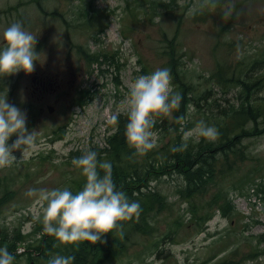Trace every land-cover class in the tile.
<instances>
[{
  "label": "rangeland",
  "instance_id": "obj_1",
  "mask_svg": "<svg viewBox=\"0 0 264 264\" xmlns=\"http://www.w3.org/2000/svg\"><path fill=\"white\" fill-rule=\"evenodd\" d=\"M163 3L168 6L163 7ZM211 3L212 0H40L39 4L0 0V47L4 46L3 30L20 22L37 36L35 47L39 53L31 74L20 71L0 77V94L8 90V102L27 113L26 127L37 133L34 148L22 160L0 169V196L7 188L14 190V197L0 208V246L3 242L27 245L38 264H47L59 254L52 251L43 257L33 249L39 245L44 230L37 197L26 193L29 189L67 187V178L77 181L83 176L75 166L66 164L72 160L71 151L108 146L106 137L113 132L110 118L127 113L129 86L138 76L164 67L168 39L180 46L183 66L190 72L187 77L194 74L203 82L217 71L218 61L234 66L242 59L244 66L264 54V0H234V10L227 19L223 16L226 0H219L216 7ZM94 6L101 10L93 11ZM92 13L99 18L87 27L82 22ZM101 24L104 30H98ZM79 44L91 52L114 55L119 66L114 60L90 66L78 51ZM36 73L48 75L57 88L36 89L32 80ZM213 87L216 97L219 87ZM80 91L88 94L83 104L78 103ZM154 133L157 147L167 144L168 137ZM198 138L193 135L191 139ZM15 139L13 135L9 143ZM244 143L253 158L239 162L240 169L234 174L231 172L235 169L218 174L217 183L208 185L205 197L208 199L220 188L230 190L237 212L223 216L215 205V214L198 231L190 220L189 202L177 192V187L183 185L182 176L176 173L153 179L150 188L162 191L170 202L165 212L156 216L160 229L153 235L139 236L125 255L104 264H203L206 259H210L206 264H214L231 255L236 260L243 257L245 264H264V253L249 256L256 246L264 249V239L260 240L264 234V133ZM13 154L19 160L22 151ZM240 177H247V181L238 183ZM176 219L179 223H175ZM40 227L42 230H38ZM168 230H176L177 234H165ZM19 233L27 235L24 240L18 239ZM16 254L14 264H28L29 252L16 250Z\"/></svg>",
  "mask_w": 264,
  "mask_h": 264
},
{
  "label": "trees",
  "instance_id": "obj_2",
  "mask_svg": "<svg viewBox=\"0 0 264 264\" xmlns=\"http://www.w3.org/2000/svg\"><path fill=\"white\" fill-rule=\"evenodd\" d=\"M36 1L40 4V0ZM161 6V2H156ZM167 3H163V7H167ZM18 9V6H12ZM93 7V11H96ZM88 14V12L86 13ZM97 20V15L92 13L83 22L91 26ZM228 24V23H227ZM226 24V25H227ZM224 25V26H226ZM105 28H100L104 30ZM164 53L167 60L164 67L171 71L175 91L181 93L183 100L186 102L182 108L173 110L172 114L166 116L164 120L155 119L153 131L161 133V138H169L167 144L161 147H155L149 150L144 155H139L137 158L132 156L134 148L127 146L125 143V126L127 124L126 113L118 116L117 130L106 137L107 147H100L99 145L91 147L89 150L98 153V159L106 160L112 164L111 176L118 189L123 190L130 201H136L140 204L141 213L138 217L119 222L123 227V236L121 237L117 230L101 237L103 243L96 244L89 243L88 248H82L78 244H64L67 245L65 249H59L56 245L45 251H41L43 240L51 239L53 236L44 232L41 234L39 250L41 256L46 257L49 251H58L62 254L74 255L75 260L73 264H104L107 260L113 258L117 259L125 255L132 243H134L139 236L153 235L160 229L156 216L164 213L170 206L167 201V196L158 189L150 188V181L153 179H161L165 175H171L166 172L163 167L166 162H172L177 169V173L182 176L183 185L177 187V192L182 199H187L190 204L191 217L190 220L198 227V231L203 229V223L213 217L215 211L212 208L217 205L220 213L223 216H228L237 212L230 190L223 191L221 188L214 192L208 199H205L208 193V185L217 183V175L230 172L234 174L237 169H240L239 162L253 158L250 154L248 145L244 143L246 139L259 136L264 133V119L260 120L255 117V113L264 107V100L246 99L248 102L246 106H223L219 109L221 112L218 116V121H206L203 118L204 111H210L214 106V87L213 84L218 85L219 92L226 89L225 81L230 78L241 79L245 75L258 69L260 65H264V54L254 57L245 65L240 62L232 66L224 60L218 61V69L216 72H211L204 82L192 76L184 68L182 59V50L177 46L174 39H168ZM78 51L84 59L91 66L94 63L113 62L114 55L109 53H95L88 48L85 49L81 45H77ZM181 53V54H180ZM183 55V54H182ZM103 60H100V57ZM116 63V62H113ZM119 66V63H116ZM147 69V66H144ZM148 70V69H147ZM252 92L260 95L261 91L258 88L250 87ZM86 92H81L78 103H85V98L88 97ZM198 115V118L195 117ZM184 116L185 130H190L199 120H204L210 125H214L218 131L219 136L215 141H208L199 137L198 139H190L187 147L181 150L182 134L180 132L181 125L176 121L179 117ZM158 145V144H157ZM178 149L173 151V149ZM86 150H74L71 152V159L79 157ZM109 152L107 155H102L101 152ZM118 154L120 159H117L113 153ZM44 158H47L45 155ZM72 160H68L66 164L73 165ZM249 175L245 173L244 176ZM238 183L247 181V177L242 180L240 177ZM85 183L84 176H79L76 182L70 183V188L74 193L82 189ZM74 186V187H73ZM230 196V198H229ZM198 198H202L199 201ZM9 200L7 194L0 196V206ZM175 223H179L176 219ZM38 230H42L40 227ZM36 230V231H38ZM177 234L176 230H168L165 234ZM26 234L19 233V240H24ZM264 239V234L261 235L260 240ZM130 240L129 244L128 241ZM3 245L4 242H3ZM9 245V244H6ZM30 245V244H29ZM17 246L16 242L10 245L9 251H12ZM38 252H36L37 254ZM264 253V249L254 247L249 253L251 257H257ZM210 259L203 260L206 264ZM245 259L242 257L239 260L234 258V255L226 256L214 264H245ZM28 264H37L35 255L31 251L29 253Z\"/></svg>",
  "mask_w": 264,
  "mask_h": 264
},
{
  "label": "clouds",
  "instance_id": "obj_3",
  "mask_svg": "<svg viewBox=\"0 0 264 264\" xmlns=\"http://www.w3.org/2000/svg\"><path fill=\"white\" fill-rule=\"evenodd\" d=\"M218 2L212 0L211 6L216 7ZM234 7V0H226L223 5L225 19L231 17ZM2 41L4 46L0 47V77L20 71L26 74L35 71L39 59L35 47L36 35L25 30L22 23L15 22L3 30ZM182 99L181 93L173 88L171 71L167 67L140 75L130 84L125 137L129 146L135 149V154L144 155L157 147L153 131L155 117L171 115L173 110L179 109ZM185 119L181 116L176 121L181 125V150L187 147L193 135L208 141L218 138V129L204 120H199L193 130L186 131L183 126ZM26 121L27 113L8 102V90L0 94V169L11 167L34 148L37 133L29 131ZM109 123L117 125L118 115H113ZM13 135L16 139L10 144ZM16 150L22 151L19 160L13 154ZM71 162L85 178L81 190L74 193L69 187H58L29 189L26 193L37 197L44 232L55 237L61 244L103 243L101 237L113 230H117L122 237L123 227L119 222L133 217L138 219L140 204L130 201L126 193L117 188L111 176L112 164L98 159L96 151L86 150ZM37 219L40 217L37 216ZM74 260V255L56 254L47 264H73ZM14 261L15 256L8 246H0V264H14Z\"/></svg>",
  "mask_w": 264,
  "mask_h": 264
},
{
  "label": "bare ground",
  "instance_id": "obj_4",
  "mask_svg": "<svg viewBox=\"0 0 264 264\" xmlns=\"http://www.w3.org/2000/svg\"><path fill=\"white\" fill-rule=\"evenodd\" d=\"M230 24H231V21L226 26H223V30H225L227 27H229ZM166 47H168V46H166ZM35 77H42V78L44 77L49 81V78H47L49 76L45 75V74L36 73L33 76L32 80H34ZM225 84H226V86H225L226 89L218 92L219 94L216 97L214 96L215 101H214L213 109L210 111H204L203 118L206 121H218L219 120L218 116L221 113L219 111V109L222 108L223 106H230V105H235L236 107L237 106L238 107L239 106H246L248 103L246 101V99L247 100L248 99H251V100L263 99L264 100V65L263 66L260 65V67L258 69H256V70L252 71L251 73L245 75L241 79H236V78L227 79L225 81ZM251 86H253L254 88H258L260 91H262L263 94L262 95L261 94L260 95L255 94L254 92H252V89L250 88ZM185 102H186V100L185 101L183 100V102L181 103V106H183V104ZM181 106L179 108H182ZM121 114H124V113H121ZM255 117L260 119V120L264 119V107H262L259 111H257L255 113ZM165 118H166V116H163V115L155 117V119H159V120H164ZM112 126H113V132H115L117 130V125H112ZM125 143L127 146H129L126 138H125ZM111 153L113 155L114 152L111 151ZM101 154L107 155V154H109V152L103 151V152H101ZM114 155L117 159H120V156L118 154L114 153ZM132 156L134 158H137L139 155L135 154V151H133ZM163 169L172 175H175L177 173V169L173 165L172 162H166ZM32 175L35 176V171L32 172ZM101 175H103V172H101ZM72 182L73 181H70L69 178H67L65 184L67 187L72 188V185H70V183H72ZM74 182H76V181H74ZM4 193L8 195L10 200L14 197V190L13 189L7 188V189H5ZM1 207L2 206H0V208ZM42 234H44V232ZM129 242H130V240L128 241V244H129ZM39 243H40V240H39ZM79 243H80L82 248H88L90 246L88 242H79ZM16 244H17L16 248L13 249L12 251H10L15 257H17L16 250H18L19 253H23L24 251L31 253L32 250H30L29 246L25 245V247H24V246L18 245V243H16ZM53 245H56V247L59 249H62V248L65 249L66 248V250L70 252L67 245L61 244L55 237H52L51 239H44L41 251L48 250ZM7 246H8V249H10V244ZM38 246L33 248V249H35L36 252H39V250H36V248ZM50 252H52V251H49L48 254H50ZM55 252L59 253L58 251H55ZM59 254L60 255H67V254H62V253H59Z\"/></svg>",
  "mask_w": 264,
  "mask_h": 264
},
{
  "label": "flooded vegetation",
  "instance_id": "obj_5",
  "mask_svg": "<svg viewBox=\"0 0 264 264\" xmlns=\"http://www.w3.org/2000/svg\"><path fill=\"white\" fill-rule=\"evenodd\" d=\"M47 78H49V77H47ZM34 84H35V86L38 88V89H41V90H43V89H47V88H49V86H48V84H50L49 82L50 81H48L46 78H40V77H35V79H34ZM52 89H55V88H52Z\"/></svg>",
  "mask_w": 264,
  "mask_h": 264
}]
</instances>
